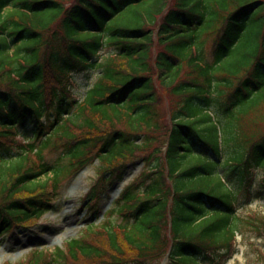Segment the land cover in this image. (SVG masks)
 <instances>
[{
  "label": "trees",
  "instance_id": "obj_1",
  "mask_svg": "<svg viewBox=\"0 0 264 264\" xmlns=\"http://www.w3.org/2000/svg\"><path fill=\"white\" fill-rule=\"evenodd\" d=\"M79 74L95 78L83 99ZM138 159L101 225L18 264H149L169 249L224 264L238 234L264 232L237 214L243 178L264 168V0H0V237L55 209L67 175L98 160L104 183Z\"/></svg>",
  "mask_w": 264,
  "mask_h": 264
},
{
  "label": "rangeland",
  "instance_id": "obj_2",
  "mask_svg": "<svg viewBox=\"0 0 264 264\" xmlns=\"http://www.w3.org/2000/svg\"><path fill=\"white\" fill-rule=\"evenodd\" d=\"M155 54L157 53L155 52L154 56ZM74 82L75 94L81 95L82 97H84L87 88L92 84L91 82V84L88 85L90 82H88L87 78L84 79L82 75L76 76ZM159 109L162 115H164L166 111L168 112L169 108L167 102L161 103ZM163 141L158 142V145L162 146V148L165 145ZM48 157L53 161H57L60 155L57 152H48ZM127 165L131 166L129 169L127 168L124 176L130 175V177L124 180L122 188L142 170V167L137 164L127 163ZM95 169V165H90L77 175L71 174L64 180L62 192L56 202L57 211L45 215L32 228H16L13 233L1 239L0 264L6 262L16 263L20 260L26 261L25 259L30 251L37 246H45L50 249V251H53L55 247L62 246L68 239L81 237L84 234L80 235L83 227H86V224L90 222V216L87 215V210L83 207L82 199L86 192L92 189L95 183H97L94 173ZM239 176L237 172L232 173L233 179ZM253 176H255L254 183L245 186L239 194V202L241 205L239 206L238 213L239 215L247 217H262L264 216V186L262 185L264 184V170L262 169L261 171L259 170V172L253 173ZM118 181L119 180L112 184L107 183V185L102 184V186L106 185L100 201V208H102V211L110 206L111 203L109 199L112 196L114 185L117 184ZM244 183H246V179H244ZM258 191L263 193L262 197L258 196ZM120 219L121 217L116 212L110 216V220L112 221H119ZM251 237L253 236L250 234H247V236H237V252L227 264H264V236L260 239ZM258 252L260 257L258 256ZM154 264L173 263L168 260L164 261L163 257H161L155 260Z\"/></svg>",
  "mask_w": 264,
  "mask_h": 264
}]
</instances>
